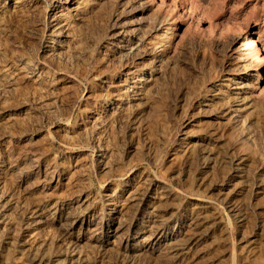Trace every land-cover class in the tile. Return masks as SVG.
<instances>
[{"label": "rangeland", "instance_id": "obj_1", "mask_svg": "<svg viewBox=\"0 0 264 264\" xmlns=\"http://www.w3.org/2000/svg\"><path fill=\"white\" fill-rule=\"evenodd\" d=\"M0 264H264V0H0Z\"/></svg>", "mask_w": 264, "mask_h": 264}, {"label": "bare ground", "instance_id": "obj_2", "mask_svg": "<svg viewBox=\"0 0 264 264\" xmlns=\"http://www.w3.org/2000/svg\"><path fill=\"white\" fill-rule=\"evenodd\" d=\"M241 27V26H240ZM38 262H40V260L38 261ZM41 263V262H40ZM60 263V262H59Z\"/></svg>", "mask_w": 264, "mask_h": 264}]
</instances>
